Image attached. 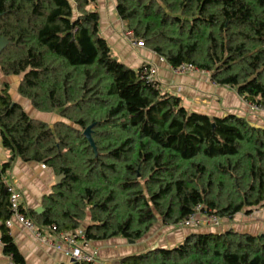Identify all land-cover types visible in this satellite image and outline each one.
Instances as JSON below:
<instances>
[{
	"label": "trees",
	"instance_id": "obj_1",
	"mask_svg": "<svg viewBox=\"0 0 264 264\" xmlns=\"http://www.w3.org/2000/svg\"><path fill=\"white\" fill-rule=\"evenodd\" d=\"M95 0H0L3 76H20L18 94L50 124L32 117L0 77V130L9 153L0 160L4 252L29 264L6 221L12 216L5 176L17 158L64 174L22 212L40 230L81 227L84 240H140L159 223L191 214L232 219L264 207V127L229 113L187 108L150 81L144 65L123 63L102 35ZM125 30L174 68L192 64L264 109V0H117ZM92 126L94 149L84 134ZM61 264H104L72 260ZM120 264H264V234L232 228L192 232L173 247L124 256Z\"/></svg>",
	"mask_w": 264,
	"mask_h": 264
},
{
	"label": "crops",
	"instance_id": "obj_2",
	"mask_svg": "<svg viewBox=\"0 0 264 264\" xmlns=\"http://www.w3.org/2000/svg\"><path fill=\"white\" fill-rule=\"evenodd\" d=\"M90 8L99 11L101 33L117 57L135 69L144 65H153L157 69L156 79L160 82L162 89L180 96L187 108L217 116L234 113L246 117L256 126L264 127V109H253L251 103L247 102L236 89L214 83L208 71L194 69L187 73H180L167 60L147 46L133 44L126 37L123 20L117 11V0H95L91 3ZM18 85L19 82L17 87ZM16 92V97L11 94L15 101L22 104L24 108L26 105H32L30 101L20 96L17 90ZM37 111V109H31L27 112L32 117L50 124L61 118L58 111L46 115ZM8 157L9 153L3 145L0 130V160L6 161ZM56 176L53 168L44 163L17 158L8 170L5 181L20 192L24 210L38 212L37 209L43 207L44 197L50 194L54 185L57 184ZM200 217L202 220L205 218L204 215ZM90 221L91 217L88 216L80 228L68 232L58 233L50 230L49 227L43 228L42 231L48 235L51 244L43 243L37 239L16 217L13 218L12 225L8 227L29 264H61L70 262L74 258L62 249H58L56 245L65 247L67 245L66 237L74 233L84 232ZM1 224L0 220V264H9L12 261L10 256L4 252L1 240ZM169 227L162 223L155 225L149 235L146 236V242L142 240L133 243L125 237L118 236L106 240L89 241H83L79 238L78 245L86 254L94 256L97 263L117 264V257L136 254L144 249L148 250L154 247L174 246L184 241L187 235L192 232H223L232 228L253 235L264 234V207L242 210L232 219H221V223L218 225L206 221L196 227H179L168 233ZM138 246L143 248L139 250L136 248ZM118 264H120L119 260Z\"/></svg>",
	"mask_w": 264,
	"mask_h": 264
},
{
	"label": "built area",
	"instance_id": "obj_3",
	"mask_svg": "<svg viewBox=\"0 0 264 264\" xmlns=\"http://www.w3.org/2000/svg\"><path fill=\"white\" fill-rule=\"evenodd\" d=\"M126 36L131 40L133 44H136L138 46H145L144 42L142 40H137L133 37L132 31H125ZM179 72H187L194 70L195 67L192 64H183L176 68ZM144 73L147 76V78L150 81L156 80L157 75V69L153 65H148L144 68ZM256 109H262L260 106L252 105ZM10 203H11V210H12V216L6 221L7 226H11L13 222V218L16 217L20 223H22L27 229H29L37 239H39L41 242L46 244H51V240L49 239L48 235H45L42 230L39 229V227L36 225V223L28 218L23 212H22V201H21V194L19 191H17L13 186L10 185ZM200 207L197 208V212L191 214L188 218L184 219L180 223H178V226L182 227H196L199 226L203 222H210L212 224L218 225L220 224L219 221L221 220L219 217L216 216H207L202 220L200 217ZM50 230L56 231L57 227L56 225L49 226ZM79 238L84 240V233H74L72 235H68L66 237L67 245L65 247H62L61 245H56L58 249H62L66 252V254L70 255L74 260H94V256L86 254L82 247L78 245ZM12 264V263H9Z\"/></svg>",
	"mask_w": 264,
	"mask_h": 264
},
{
	"label": "rangeland",
	"instance_id": "obj_4",
	"mask_svg": "<svg viewBox=\"0 0 264 264\" xmlns=\"http://www.w3.org/2000/svg\"><path fill=\"white\" fill-rule=\"evenodd\" d=\"M127 37V36H126ZM128 38V37H127ZM197 70V69H196ZM192 71V70H191ZM187 72H189V71H187ZM187 72H180V73H187ZM0 77H1V79L2 80H7V81H9V83H10V93L13 95V97H16V90H17V83L19 82V80H20V76H15V75H12V76H3L2 75V73L0 72ZM25 100H26V98H24ZM27 101H29L28 99H27ZM25 108H26V110L29 112L31 109H35V108H33V106L32 105H26L25 106ZM253 109H256V108H254V107H252ZM38 112V111H37ZM38 113H40V114H43V115H46V114H48V113H45V112H38ZM219 223H221V220L219 221ZM157 225V224H156ZM167 226H170L169 227V230H167V232L169 233H171L172 232V229L173 230H175V229H177V228H179V227H182V226H178V225H167ZM155 227V225L151 228V230L153 229ZM192 227H194V226H192ZM150 230V231H151ZM150 233V232H149ZM167 233V234H168ZM167 234H165V235H167ZM149 235V234H148ZM169 235V234H168ZM146 237V236H145ZM145 239H147V237L146 238H143V239H140V240H134V242L135 241H142V240H144V242H146L147 240H145ZM132 242V241H131ZM133 242V243H134ZM141 243V242H140ZM175 246V245H174ZM161 247H165V248H167V247H173V246H161ZM136 248H138L139 250L140 249H142L143 247L142 246H138V247H136ZM146 249H144L143 251H145ZM143 251H141V252H143ZM121 258H123V257H121ZM121 258H116V263L118 264V260H119V262H120V260H121Z\"/></svg>",
	"mask_w": 264,
	"mask_h": 264
},
{
	"label": "water",
	"instance_id": "obj_5",
	"mask_svg": "<svg viewBox=\"0 0 264 264\" xmlns=\"http://www.w3.org/2000/svg\"><path fill=\"white\" fill-rule=\"evenodd\" d=\"M8 43H9V41L0 35V52L2 51V49H3ZM92 126H93V125H90L89 127H87V128L84 130V134L86 135V137L88 138V140L91 142V144H92V146L94 147V149L97 150V147H96L95 142H94L93 137H92ZM63 178H64V174L57 175V176H56V182H57V183H60V182L62 181ZM43 210H44L43 207H40V208L37 209V211H38L39 213H41ZM129 240L132 241V242H134L133 239H129Z\"/></svg>",
	"mask_w": 264,
	"mask_h": 264
}]
</instances>
